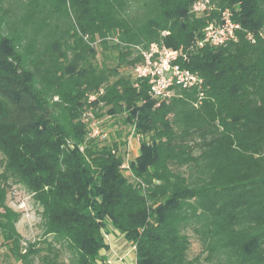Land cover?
<instances>
[{
    "label": "trees",
    "instance_id": "obj_1",
    "mask_svg": "<svg viewBox=\"0 0 264 264\" xmlns=\"http://www.w3.org/2000/svg\"><path fill=\"white\" fill-rule=\"evenodd\" d=\"M196 1L0 0L1 264H102L115 233L136 264H264V0H208L239 26L217 47L197 45L212 14ZM150 43L177 50L202 95L152 98L132 73ZM13 185L36 239L17 230Z\"/></svg>",
    "mask_w": 264,
    "mask_h": 264
},
{
    "label": "built area",
    "instance_id": "obj_2",
    "mask_svg": "<svg viewBox=\"0 0 264 264\" xmlns=\"http://www.w3.org/2000/svg\"><path fill=\"white\" fill-rule=\"evenodd\" d=\"M208 6V0H197L193 3L192 10L201 13ZM238 27V24L230 19L229 12L225 10L221 12V19L218 23H210L205 27L197 45L208 44L217 47L235 40V30ZM260 36L264 40V30L260 32ZM135 48L142 60L135 64L132 73L137 79L147 80L149 94L152 98L167 99L173 95V88H195L202 95V77L198 72L183 67L177 62L179 56L177 50L157 43H150L147 47L137 45ZM98 132V127L94 123L92 134L96 135ZM123 157L121 168L129 174L132 160L129 157V145L123 151Z\"/></svg>",
    "mask_w": 264,
    "mask_h": 264
},
{
    "label": "rangeland",
    "instance_id": "obj_3",
    "mask_svg": "<svg viewBox=\"0 0 264 264\" xmlns=\"http://www.w3.org/2000/svg\"><path fill=\"white\" fill-rule=\"evenodd\" d=\"M207 10L210 14H212V21L210 23L211 24L218 23L221 19V10L218 8L216 9V7L213 4H209ZM215 10H217V12ZM104 120H105L104 117L96 118V121H98L95 123L96 126L98 124H99L98 126H100L104 122ZM101 126L105 127V125L103 124ZM126 131L124 133H126ZM135 131L136 128L132 126L129 130V134L127 133V137L125 136L124 138L125 143L122 147V149L125 150L126 147L129 145L130 159L135 158V156L139 153V137ZM7 204L13 209L19 211L21 214L20 219L17 223V230L22 235V237L26 240L28 239L33 240L38 238V236L41 233L40 216L37 212V208L33 204L31 196L25 191V189L21 185H13L11 187L7 197ZM189 235L191 241L189 248V256H192L199 252L201 246H200V242L193 233L189 232ZM3 262L4 261L2 255V248H0V264ZM4 264H20V263H13V262L10 263V261L8 260Z\"/></svg>",
    "mask_w": 264,
    "mask_h": 264
},
{
    "label": "crops",
    "instance_id": "obj_4",
    "mask_svg": "<svg viewBox=\"0 0 264 264\" xmlns=\"http://www.w3.org/2000/svg\"><path fill=\"white\" fill-rule=\"evenodd\" d=\"M101 254L102 264H136L133 246L119 233L107 237V247Z\"/></svg>",
    "mask_w": 264,
    "mask_h": 264
}]
</instances>
